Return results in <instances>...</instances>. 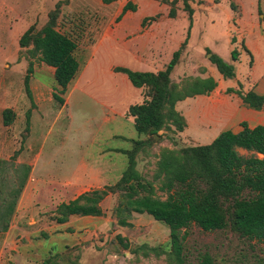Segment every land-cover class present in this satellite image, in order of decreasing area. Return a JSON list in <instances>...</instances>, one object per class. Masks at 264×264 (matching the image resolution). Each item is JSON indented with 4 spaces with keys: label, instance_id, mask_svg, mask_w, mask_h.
Masks as SVG:
<instances>
[{
    "label": "rangeland",
    "instance_id": "374dc122",
    "mask_svg": "<svg viewBox=\"0 0 264 264\" xmlns=\"http://www.w3.org/2000/svg\"><path fill=\"white\" fill-rule=\"evenodd\" d=\"M58 1L63 0H0V264H170L167 228L146 214L134 213L129 226H118L113 216L116 195L101 201L99 217L70 216L63 224H56L53 217L58 204L114 184L126 164V156L118 150L130 149L131 140L149 141L137 152L135 169L156 188L153 175L161 150L205 145L220 133L218 121L211 127L206 124L203 97H192L174 106L186 124L181 132L170 126L152 136H138L127 108L141 102L142 91L124 75L112 72L118 66L135 70L126 50L130 42L143 53L142 59L151 55L159 64L146 69L162 70L185 37L182 3L174 0V19L160 13L163 6L159 5L164 4L160 0H112L107 5L100 0H67L62 4L55 27L75 43L78 71L59 104L51 97L52 69L29 54L31 47L17 46L28 27L37 31L44 25ZM186 1L195 10L188 41L191 50L179 62L185 48L181 51L170 81L180 84L211 77L218 83L219 95L225 94L226 87L237 89L236 83L247 77L249 62L244 54L236 62L230 60V51L238 50L237 42L231 41L236 37L233 20L228 18L231 10L237 17L233 0ZM126 2L135 11L116 20ZM140 16L152 20L138 28ZM117 30L125 35L115 38ZM143 33L145 37H139ZM208 55L231 65L235 78L222 79ZM28 63L33 106L23 86ZM4 109L13 114L8 126L2 124ZM155 194L165 198L158 191ZM180 235L186 264H196L204 254L213 264H264L263 247L231 227L204 232L190 225Z\"/></svg>",
    "mask_w": 264,
    "mask_h": 264
},
{
    "label": "trees",
    "instance_id": "16d2710c",
    "mask_svg": "<svg viewBox=\"0 0 264 264\" xmlns=\"http://www.w3.org/2000/svg\"><path fill=\"white\" fill-rule=\"evenodd\" d=\"M180 1L186 13L187 27L184 40L172 53L168 64L155 73L131 71L123 67L112 69L113 73L124 75L133 88L142 91V101L127 108V115L132 119L133 130L138 136H152L170 126L175 132H181L186 124L175 110V104L187 98L208 95L216 87L211 77L188 79L180 84L172 83L169 79L192 24V8L186 0ZM66 2L58 1L54 5L39 30L35 31L30 26L17 39L20 49L31 47L29 54L36 55L38 61L53 69L55 87L51 97L59 104L63 102L60 96L66 92L78 71L74 57L75 43L55 27L59 8ZM100 2L107 5L112 0ZM160 2L169 5L167 17L174 18L175 1ZM127 11H135L129 2L121 7L116 20ZM146 20L152 19H143L141 26ZM238 54L236 49H232L231 61H235ZM208 61L222 79L234 77L233 67L216 55H210ZM30 72L31 64L28 63L23 86L33 106L28 88ZM224 93L236 95L243 106L255 111L260 110L264 102L263 96L251 91L243 92L240 84L237 89L226 88ZM1 115L2 124L8 126L12 121V112L4 109ZM29 116L28 110L25 113V130L28 128ZM240 126L239 132L222 131L205 145L161 150L153 175V180L157 182L156 188L151 182L143 180L135 169V156L149 141L131 140L130 149L118 150L126 156L125 168L119 179L112 185L83 192L66 203L58 204L54 210V222L63 224L70 216L99 217L102 215L101 201L113 194L117 196L113 216L118 226H129L128 219L134 213L146 214L167 228L169 251L166 254L170 264H186L182 243L184 237L180 232L190 225L204 232L231 227L240 237L252 240L264 249V126L251 129L244 123ZM238 150L249 155H240ZM156 191L164 194L165 198L157 197ZM10 211L11 208L7 207L6 214ZM5 228L2 227L3 230ZM196 264L213 263L204 254Z\"/></svg>",
    "mask_w": 264,
    "mask_h": 264
},
{
    "label": "crops",
    "instance_id": "0c3cea01",
    "mask_svg": "<svg viewBox=\"0 0 264 264\" xmlns=\"http://www.w3.org/2000/svg\"><path fill=\"white\" fill-rule=\"evenodd\" d=\"M233 2H234L233 5L234 7H236L237 10V17L234 18L232 10L229 9L231 10V12L230 14H228V18L233 20L232 28L234 31H236V37L234 35V38L231 41L234 40V42H237L238 50L237 49L236 50L239 53L238 57L241 54H244L249 62L247 77H245V80L243 79L241 83L237 82L236 84H240L243 92L251 91L256 95L264 97V0H233ZM218 5L219 2L213 4V6H218ZM159 6H163L162 8L163 11L160 10L161 14L168 13L169 7H167L166 9L165 4ZM193 13H195V10L193 11ZM142 16H140V19L141 18L142 19L140 20L139 26H137L138 28H142V26L144 25L143 24L141 26V21L143 19L149 18ZM125 18L121 20V23ZM174 18H170V19H174ZM193 25H194V18L192 19V24L189 30V36L184 46L185 52L184 54H182L183 56L182 55H180L181 57L179 56L181 58V60H179L178 58L179 62H182L183 60L182 58L185 56V54L188 53L189 50H191L188 47L189 46L188 41L190 39V34ZM123 35H125V32L118 33L117 30V33H115L114 37L121 38ZM139 37H145L144 33L140 34ZM127 44H128V47H126L127 55L130 57L132 61V66L135 69L131 71L150 72V70L146 69L147 66L154 67L155 65H159L151 55H149L147 59H142L141 56L143 53L137 51L136 49L137 45H133V42ZM246 51L248 52V54ZM144 60H147L146 63ZM178 60L176 64H178ZM232 62H236V61H232ZM176 64L173 67V69H175V67L177 66ZM155 72L157 71L155 70L152 71V73ZM52 73H53V69H52ZM234 78H235V74L232 79ZM226 88H233V87H226ZM223 90H225V88ZM196 97L197 98L203 97L202 98L203 100L201 102L206 105L205 119H206V124H209L208 127L213 126L216 120L220 124V130H219L220 132L230 131L231 133L235 134L241 130V126H240L241 123L246 124V126L250 129L259 125L264 126V102L261 106V109L258 111L246 108L241 104L240 99L234 94L219 95L218 83L216 84L215 89L211 91L208 95L195 96V98ZM176 104H178V102ZM213 110H216L217 112L215 113V116L213 112H211Z\"/></svg>",
    "mask_w": 264,
    "mask_h": 264
},
{
    "label": "water",
    "instance_id": "95a60500",
    "mask_svg": "<svg viewBox=\"0 0 264 264\" xmlns=\"http://www.w3.org/2000/svg\"><path fill=\"white\" fill-rule=\"evenodd\" d=\"M209 56V55H208Z\"/></svg>",
    "mask_w": 264,
    "mask_h": 264
}]
</instances>
